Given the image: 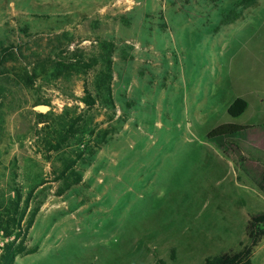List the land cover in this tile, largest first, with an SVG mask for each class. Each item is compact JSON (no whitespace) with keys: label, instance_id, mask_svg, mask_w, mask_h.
<instances>
[{"label":"rangeland","instance_id":"rangeland-1","mask_svg":"<svg viewBox=\"0 0 264 264\" xmlns=\"http://www.w3.org/2000/svg\"><path fill=\"white\" fill-rule=\"evenodd\" d=\"M254 1L0 0V214L16 189L39 208L33 252L15 264H199L227 232L243 237L242 209L263 214L264 200L234 193L229 162L257 186L264 128L227 153L207 135L264 117V0L244 8ZM98 40L116 46L114 109L82 102L100 66L76 65L98 57ZM237 98L251 108L234 119ZM73 161L82 181L59 194ZM8 241L0 233V248ZM252 264H264V239Z\"/></svg>","mask_w":264,"mask_h":264},{"label":"trees","instance_id":"trees-1","mask_svg":"<svg viewBox=\"0 0 264 264\" xmlns=\"http://www.w3.org/2000/svg\"><path fill=\"white\" fill-rule=\"evenodd\" d=\"M255 2L256 0L253 3H245L244 8L252 7ZM98 48L100 53L97 58L91 60L90 65H86L82 61L77 62L79 65H76L77 68L81 67L79 70H82L83 68L92 70L97 66H100V70L96 73L94 79L95 96L88 90V87H85V97L82 102L88 107H94L97 102L100 101L105 107L114 109L115 104L112 83L114 79L113 56L116 51V46L111 41L98 40ZM5 51L7 50H4L3 54H0V76H3L2 69L7 63V58L4 55ZM80 65H83L84 67ZM73 71L79 73L77 70ZM68 72L71 73V71ZM62 76H64V74L59 72L55 75V78ZM28 83L33 84L31 78L28 79ZM247 109L248 102L242 98H237L229 106L228 114L236 119L241 117ZM260 128H264V126L251 127L226 123L212 129L207 135V140L225 153H227V147L230 145L234 146L235 149L239 151V140L246 138ZM56 135L58 136V133ZM62 142L64 143L65 140ZM248 160L250 163L253 161L250 159ZM235 161L241 163V165L243 164V160L241 159H235ZM74 166L75 161L64 164L61 178L64 179L65 184L59 191V194H64L74 185H77L82 181V176L74 170ZM238 180L241 181L239 177ZM257 186L259 191L264 194V166L260 167V180L257 183ZM15 193L16 198L12 200L8 207L5 208L4 212L0 214V233H3L4 239H9V241L0 248V264H15L17 257L28 255L33 252V250L30 251L27 249L26 242L29 232L39 213V208L31 209V194V196H28V198L24 200L20 190L16 189ZM246 231L249 239L247 245H242L239 251H231L209 257L205 260L204 264H252L254 250L264 239V213L251 216ZM13 238L14 240L11 241ZM174 253L175 252L172 254L173 260L175 259Z\"/></svg>","mask_w":264,"mask_h":264},{"label":"crops","instance_id":"crops-1","mask_svg":"<svg viewBox=\"0 0 264 264\" xmlns=\"http://www.w3.org/2000/svg\"><path fill=\"white\" fill-rule=\"evenodd\" d=\"M199 87H198V89H197V91H199ZM203 88H201V91L203 92V90H202ZM256 93V96H257V103H258V106L259 107H263L264 106V96H263V94H262V92H255ZM201 97H202V99L204 98V96L203 95H201ZM251 108V103H249L248 102V109H247V111L249 110ZM249 120V121H248ZM254 119H247V120H245V122L246 123H250V124H252L253 122L255 123V122H259L258 124H264V117H263V119H258V120H255V121H253ZM252 122V123H251ZM258 124H253V125H243V126H258ZM229 162V161H228ZM229 164L231 165V167H232V171H233V188H237L236 190H233L234 191V193H241V191H239L238 189H242L243 191H246L247 192V198L249 199V201H252L251 199H253L256 203L257 202H259V201H262V200H264V194L263 193H261L260 191H259V189L257 188V186H255L252 182H242V183H240V182H238V180H237V173H236V170H235V166H234V163L233 162H229ZM229 165V166H230ZM258 190H257V189ZM239 192H238V191ZM230 192V191H229ZM252 194H254L255 195V197L256 198H253L252 197ZM212 198H210V197H206L205 198V200H204V202L205 203H203V204H207V202H210V200H211ZM256 212V211H255ZM254 211H252V210H250V209H248V208H245L244 207V209H242V213H241V215H242V218H244V222H243V224H242V230H244L245 229V231H244V233H243V237L241 238V239H238V240H236L233 236H232V234L231 235H229V232H227L226 234L229 236V237H227L226 239H223V238H221V237H219V239H217V240H215V243L214 244H212V246L211 247H207V249L208 250H212V249H214V251H216V252H218V253H210V254H206V255H203L202 257H201V259H199V264L201 263V262H203L202 264H204V262H205V260L207 259V258H209V257H213V256H217V255H220V254H222V253H226V252H229V251H237V250H239L240 249V246H241V244H244V243H246L247 242V236L245 235L246 234V227H247V224H248V221H249V218L251 217V216H254V215H256V213H255ZM227 225V224H226ZM229 226V225H228ZM230 227V226H229ZM230 237H231V239H230ZM212 241H214V239H211V242ZM232 242V243H231ZM208 250H205V251H208Z\"/></svg>","mask_w":264,"mask_h":264},{"label":"water","instance_id":"water-1","mask_svg":"<svg viewBox=\"0 0 264 264\" xmlns=\"http://www.w3.org/2000/svg\"><path fill=\"white\" fill-rule=\"evenodd\" d=\"M36 110L38 112H41V113H46L49 110V108L46 106H40V107L36 108Z\"/></svg>","mask_w":264,"mask_h":264}]
</instances>
